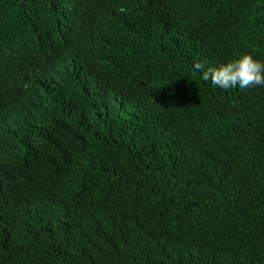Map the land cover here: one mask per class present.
I'll return each instance as SVG.
<instances>
[{
	"label": "trees",
	"instance_id": "1",
	"mask_svg": "<svg viewBox=\"0 0 264 264\" xmlns=\"http://www.w3.org/2000/svg\"><path fill=\"white\" fill-rule=\"evenodd\" d=\"M264 0H0V264H264Z\"/></svg>",
	"mask_w": 264,
	"mask_h": 264
},
{
	"label": "clouds",
	"instance_id": "2",
	"mask_svg": "<svg viewBox=\"0 0 264 264\" xmlns=\"http://www.w3.org/2000/svg\"><path fill=\"white\" fill-rule=\"evenodd\" d=\"M196 68L201 71L204 81H210L212 86L220 89L264 87V62L248 53L206 70H201L199 64Z\"/></svg>",
	"mask_w": 264,
	"mask_h": 264
}]
</instances>
